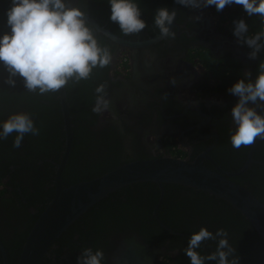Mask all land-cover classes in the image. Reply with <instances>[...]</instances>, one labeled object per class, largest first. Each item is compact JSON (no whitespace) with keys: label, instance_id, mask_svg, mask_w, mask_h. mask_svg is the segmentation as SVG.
I'll return each mask as SVG.
<instances>
[{"label":"flooded vegetation","instance_id":"af4514ba","mask_svg":"<svg viewBox=\"0 0 264 264\" xmlns=\"http://www.w3.org/2000/svg\"><path fill=\"white\" fill-rule=\"evenodd\" d=\"M142 1L145 4L140 9L147 27L139 35L125 36L118 24L110 21V14H104L101 8L102 4H109L108 0H71V4L86 13L100 29L117 40L137 44L115 42L87 23L99 44L110 49L112 60L107 67L93 70L91 86L77 85L81 94L78 101L72 104L67 99L72 144L61 172L62 188L78 180L99 177L127 161L157 156L193 160L207 152L210 162L205 160L204 163L211 168L216 164L225 172L237 171L248 159L252 145L235 149L230 143L229 131L235 128L231 109L238 97L227 91L238 79L254 81L256 78L257 59H249L251 50L237 43L233 35V21L246 22L249 17L243 7L232 4L218 12L215 6L192 9L176 3V19L170 26L175 35L163 38L153 24L155 10L160 7L171 10L173 0ZM5 4L11 5V0H2L3 10ZM245 72H250L251 76L246 78ZM101 83L106 84L108 100L118 97L122 91L133 93L130 106L120 111L107 108L101 113L93 112L95 88ZM0 109V122L10 114H28L23 108L2 105ZM75 136L81 148L85 145L82 151L80 148L81 154L88 155L87 162L83 163L87 171L77 175L81 154L77 156ZM87 138L90 140L84 143ZM256 157L264 158V140H260L253 151L247 171L232 180L264 202V171L261 172L264 160H256ZM61 158L57 161L42 158L35 162L41 172L53 165L52 181L43 184L41 195L35 201L28 197L38 186L25 184L26 196L20 187L9 182L11 175L3 178L6 192L0 196V243L8 264L12 256L16 264L22 247L16 248V235L24 233L23 244L52 198L44 197V193L49 189L55 192V173ZM71 163L74 170L70 178L66 176L64 180ZM9 170L13 172L14 167ZM148 185L151 187L117 190L116 195L108 199L110 204L99 208L96 216L89 212L79 222L87 221V227L82 225L80 231L79 224L74 223L64 232L50 247L42 264H76L83 247L102 249L105 254L102 264H190L183 249L188 246L192 233L201 226L212 232L217 228L226 229L240 264H264V241L232 206L216 204L208 199L212 195L190 187ZM4 205L11 206L18 214L17 223H10L12 218L7 213L12 211L2 212ZM243 235L247 236V242ZM215 245V241H206L198 251L206 255L215 250ZM206 264H215V261Z\"/></svg>","mask_w":264,"mask_h":264},{"label":"clouds","instance_id":"9594fccd","mask_svg":"<svg viewBox=\"0 0 264 264\" xmlns=\"http://www.w3.org/2000/svg\"><path fill=\"white\" fill-rule=\"evenodd\" d=\"M110 21L118 24L125 36L139 35L147 27L141 19L137 0H108ZM184 7L200 9L215 6L222 11L232 4L241 5L251 17L259 15L261 30L248 35L249 25L243 19L233 21V35L237 43L251 51L248 58L255 60L264 51V0H175ZM10 31L0 35V64L7 72L5 83L15 87L16 77L23 80L28 92L45 95L58 92L69 82L78 84L91 78L95 68H105L112 60L108 47L101 46L94 30L84 19L85 13L71 4V0H11L7 12ZM177 12L167 7L155 10L153 24L163 38L174 37L170 26ZM199 19V17H194ZM244 76L249 78L250 72ZM173 84L176 83L172 79ZM227 91L238 97L231 109L234 131H229L233 148L250 147L257 139L264 140V62L259 63L255 80L238 79ZM95 103L92 111L101 113L109 107L106 99V84L95 88ZM164 98L167 99V96ZM255 105V107L249 106ZM259 109V111H257ZM40 130L27 113L10 114L0 122V140L16 133L13 147L20 148L27 134L39 135ZM206 241H215V250L202 255L198 249ZM190 264H240L236 248L230 243L229 232L217 228L215 232L201 226L193 232L188 246L183 249ZM105 254L102 249L83 247L76 264H102Z\"/></svg>","mask_w":264,"mask_h":264},{"label":"water","instance_id":"95a60500","mask_svg":"<svg viewBox=\"0 0 264 264\" xmlns=\"http://www.w3.org/2000/svg\"><path fill=\"white\" fill-rule=\"evenodd\" d=\"M176 11L173 0L172 9ZM84 19L98 32L115 42L137 44L125 40H117L115 36L100 29L85 13ZM60 108L65 132V143L61 163L55 173V192L37 220L30 228L16 264H42L50 247L60 238L82 215L99 201L124 187L138 183L176 184L190 187L218 199H221L238 211L253 227L264 241V202H261L250 190L232 180V177L247 171L252 154L259 139L251 146L248 159L235 172H225L218 165L207 166L210 162L207 152L193 160H185L172 156H157L149 159L128 161L119 167L91 180L74 183L66 188L60 184L61 172L66 163L72 144V124L65 88L58 92ZM133 93L122 91L118 97L109 100V109H125L131 104ZM2 264H8L7 255L0 243Z\"/></svg>","mask_w":264,"mask_h":264},{"label":"trees","instance_id":"16d2710c","mask_svg":"<svg viewBox=\"0 0 264 264\" xmlns=\"http://www.w3.org/2000/svg\"><path fill=\"white\" fill-rule=\"evenodd\" d=\"M2 0H0V35H2L5 32L10 31L8 25H7V15L6 12L8 8L11 5L5 4V9L3 10V5L1 6ZM137 3L139 7L143 6L145 4L142 0H137ZM167 5V2H166ZM165 6V4H164ZM101 8L104 11V14H110V5L109 4H102ZM95 10V9H94ZM143 11L141 10V19L143 16ZM154 19V18H153ZM4 21H6L4 23ZM249 25V35H253L256 32L261 30V21L259 18V15H253L251 17H248V19L245 22ZM257 65L255 67V72L257 75L258 72V65L261 62H264V51H261L257 56ZM7 72L4 70L3 65L0 64V80L3 79V82L0 81V106H10L13 109L17 108H23L26 112L30 115V117L33 119V122L35 126L40 130L39 135L33 136L31 134L25 135L20 148H14L13 147V140L16 136V133H13L10 135L6 140H0V196L4 194L6 191V185L3 184V178H6L8 175H11L12 180L9 182L12 183L14 186L20 187L19 189L22 190L23 194L26 195L27 189L25 188V184H31L32 186L36 187L38 186V189L34 194H31L28 198L32 200L39 199L41 195V189L43 188L44 183H48L52 181V169L53 165H51L50 169L45 167L44 170L41 172L39 170V167L35 165V162L38 159H47L50 158L52 160H58L60 156H62V152L64 149V140H65V132H64V124L62 119V113L58 98V93H47L45 95H39L37 93L28 92L27 89L24 87L23 80L20 77H16V84L15 87L9 86L4 81L7 78ZM77 85H86L91 86L92 80H82L78 84L69 82V84L65 87V91L67 94L68 101L70 100L72 104H74L73 101H78L80 98V92L79 87ZM76 117V116H75ZM2 119V109H0V120ZM2 121V120H1ZM73 123L75 124V118ZM60 137L63 138V141H60ZM75 142H77V156L79 153L81 154V151L85 145L83 144L82 148L80 145V141L75 136L74 137ZM90 139H84V143L89 141ZM81 148V151H80ZM62 150V152H61ZM88 155H82L81 159L79 160L80 166L77 168V174H83L87 171V168L83 163L87 162ZM263 161L264 158L257 159ZM128 162V161H127ZM14 167L13 172L9 170V167ZM72 166V163L70 165V169L68 172V168L66 169V174L64 177V180L67 176V179L70 178L71 173L74 170V166ZM264 168L261 169V172L263 173ZM68 172V175H67ZM82 180H78L76 182H79ZM39 184V185H38ZM151 187L148 185V183H139L131 186H127L124 188H131V187H138V188H145V187ZM54 195V190L49 189L48 192L44 193V197L47 196L49 199ZM116 195L115 193H112L109 197L104 198L103 200L99 201L96 205H94L91 210L89 209L88 212H86L84 215H82L76 222L75 225H78V229L81 231V226L85 225V227L88 226V222L83 220L82 223H79L86 214L89 212H93V214L96 216L98 214L97 210L101 208L102 206L109 205L110 201L108 200L110 197ZM28 196V195H26ZM209 196V195H207ZM210 201L219 203H223L225 205H228L225 201L221 199H216V197L211 196L208 197ZM34 201H31L30 203H34ZM49 201V200H48ZM47 201V202H48ZM46 202V203H47ZM45 203V204H46ZM48 204V203H47ZM5 209H2V212L7 213L8 210L12 211L13 213H7L10 215V219L12 218L14 222H10L12 224H15L18 222V214L13 210L11 206H5ZM97 208V209H96ZM9 212V211H8ZM232 217V216H230ZM228 217V219H230ZM17 237V245L16 248L20 249L22 245V238L24 237V233H20L16 235ZM245 237V241H248V238L246 235H243V238ZM24 243V242H23ZM15 247V244L12 245ZM9 259V256H8ZM11 262L10 264H15L16 258L14 256L10 257Z\"/></svg>","mask_w":264,"mask_h":264},{"label":"rangeland","instance_id":"374dc122","mask_svg":"<svg viewBox=\"0 0 264 264\" xmlns=\"http://www.w3.org/2000/svg\"><path fill=\"white\" fill-rule=\"evenodd\" d=\"M1 82H3V79L2 80H0ZM11 222H14V220L13 219H11Z\"/></svg>","mask_w":264,"mask_h":264}]
</instances>
